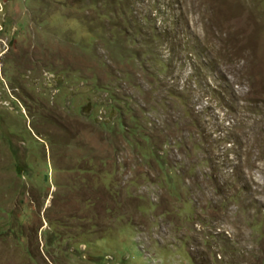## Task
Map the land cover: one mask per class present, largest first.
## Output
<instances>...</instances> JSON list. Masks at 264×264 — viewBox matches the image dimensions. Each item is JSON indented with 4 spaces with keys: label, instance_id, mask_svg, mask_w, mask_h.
Masks as SVG:
<instances>
[{
    "label": "rangeland",
    "instance_id": "1",
    "mask_svg": "<svg viewBox=\"0 0 264 264\" xmlns=\"http://www.w3.org/2000/svg\"><path fill=\"white\" fill-rule=\"evenodd\" d=\"M0 264H264V0H0Z\"/></svg>",
    "mask_w": 264,
    "mask_h": 264
}]
</instances>
